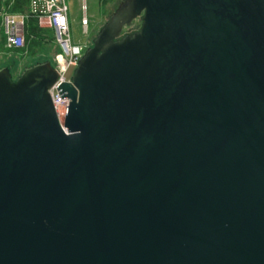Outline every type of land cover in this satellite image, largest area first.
<instances>
[{
  "label": "water",
  "instance_id": "obj_1",
  "mask_svg": "<svg viewBox=\"0 0 264 264\" xmlns=\"http://www.w3.org/2000/svg\"><path fill=\"white\" fill-rule=\"evenodd\" d=\"M60 72L0 68V264H264V0H123L64 125Z\"/></svg>",
  "mask_w": 264,
  "mask_h": 264
},
{
  "label": "built area",
  "instance_id": "obj_2",
  "mask_svg": "<svg viewBox=\"0 0 264 264\" xmlns=\"http://www.w3.org/2000/svg\"><path fill=\"white\" fill-rule=\"evenodd\" d=\"M29 7L31 13L38 15L42 26L54 30L55 41L61 47V51L55 56L54 64V67L61 72L49 91L60 123L64 125L70 99L68 97L62 98L58 86L62 82L71 81L73 69L78 66L79 59L85 53L86 48L81 43L72 41L67 0H30ZM0 18L5 36V48L10 51L23 49L26 44L27 15L1 8Z\"/></svg>",
  "mask_w": 264,
  "mask_h": 264
},
{
  "label": "rangeland",
  "instance_id": "obj_3",
  "mask_svg": "<svg viewBox=\"0 0 264 264\" xmlns=\"http://www.w3.org/2000/svg\"><path fill=\"white\" fill-rule=\"evenodd\" d=\"M67 2L71 21L72 41L81 43L87 49L93 46L98 33L123 0H108L105 4H101L100 0H67ZM140 26L141 19L138 18L123 29L122 35L132 33L138 30ZM60 51L61 47L56 41L38 49L35 53L22 52L21 50L20 52L10 51L1 46L0 68L9 67L13 72V77L16 78L26 66L37 62L50 60L55 64V56ZM74 70L75 68L73 73Z\"/></svg>",
  "mask_w": 264,
  "mask_h": 264
},
{
  "label": "trees",
  "instance_id": "obj_4",
  "mask_svg": "<svg viewBox=\"0 0 264 264\" xmlns=\"http://www.w3.org/2000/svg\"><path fill=\"white\" fill-rule=\"evenodd\" d=\"M108 0H100L101 4H105ZM30 0H4L2 8H6L14 13H22L27 15L26 19V44L23 49L15 50L16 52L29 51L35 53L38 49L44 48L55 42L54 30L50 27L42 26L38 15L31 13ZM0 49L5 48V36L1 26L0 18ZM54 65V63L51 61Z\"/></svg>",
  "mask_w": 264,
  "mask_h": 264
},
{
  "label": "flooded vegetation",
  "instance_id": "obj_5",
  "mask_svg": "<svg viewBox=\"0 0 264 264\" xmlns=\"http://www.w3.org/2000/svg\"><path fill=\"white\" fill-rule=\"evenodd\" d=\"M12 72V71H11ZM12 74H13V72H12Z\"/></svg>",
  "mask_w": 264,
  "mask_h": 264
}]
</instances>
